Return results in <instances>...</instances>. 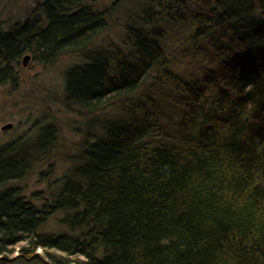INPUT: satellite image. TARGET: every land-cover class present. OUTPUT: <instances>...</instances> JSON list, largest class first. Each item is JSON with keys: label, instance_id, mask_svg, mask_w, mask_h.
<instances>
[{"label": "trees", "instance_id": "16d2710c", "mask_svg": "<svg viewBox=\"0 0 264 264\" xmlns=\"http://www.w3.org/2000/svg\"><path fill=\"white\" fill-rule=\"evenodd\" d=\"M23 54L78 56L80 126L60 173L53 127L0 143V264H264V0H40Z\"/></svg>", "mask_w": 264, "mask_h": 264}, {"label": "rangeland", "instance_id": "374dc122", "mask_svg": "<svg viewBox=\"0 0 264 264\" xmlns=\"http://www.w3.org/2000/svg\"><path fill=\"white\" fill-rule=\"evenodd\" d=\"M90 1L102 8L113 0ZM39 2L40 0H0V27L16 18H24L36 9ZM24 55L16 66L14 82L0 84V143L28 139L37 126L53 127L56 141L48 159L54 161L57 166L56 173H60L65 167L66 152L72 150L68 149V145L78 138L73 128L80 126L78 115L61 102L64 98V70L75 63L78 56L62 54L44 62L33 59L30 54L29 60L24 64ZM6 124L11 126L1 129ZM36 174L33 172L23 181L27 192L44 186Z\"/></svg>", "mask_w": 264, "mask_h": 264}, {"label": "water", "instance_id": "95a60500", "mask_svg": "<svg viewBox=\"0 0 264 264\" xmlns=\"http://www.w3.org/2000/svg\"><path fill=\"white\" fill-rule=\"evenodd\" d=\"M29 58H30V55L29 54H25L24 57L22 58L23 63L25 64L27 62V60H29ZM10 126H11L10 124H6V125H3L1 127V129H5V128H8Z\"/></svg>", "mask_w": 264, "mask_h": 264}]
</instances>
